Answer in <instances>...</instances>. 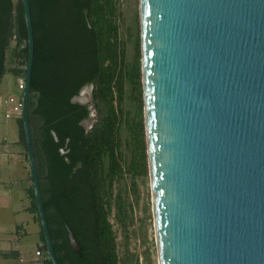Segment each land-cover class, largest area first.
Instances as JSON below:
<instances>
[{
  "label": "water",
  "instance_id": "1",
  "mask_svg": "<svg viewBox=\"0 0 264 264\" xmlns=\"http://www.w3.org/2000/svg\"><path fill=\"white\" fill-rule=\"evenodd\" d=\"M22 2V121L45 252L59 264L29 119L35 43ZM139 25L158 264H264V0H139Z\"/></svg>",
  "mask_w": 264,
  "mask_h": 264
},
{
  "label": "trees",
  "instance_id": "2",
  "mask_svg": "<svg viewBox=\"0 0 264 264\" xmlns=\"http://www.w3.org/2000/svg\"><path fill=\"white\" fill-rule=\"evenodd\" d=\"M29 3L35 43L29 119L56 258L59 264H133L129 252L119 253L111 219L128 230L134 222L131 193L139 178L149 176L138 13L129 24L122 0ZM9 49L19 61L12 74L24 78L22 0H0V85ZM90 85L97 120L87 129L89 104L74 98ZM18 124L28 160L22 116ZM30 196L41 225L33 184ZM67 226L80 252L72 248ZM41 238L44 262L52 264L43 230Z\"/></svg>",
  "mask_w": 264,
  "mask_h": 264
},
{
  "label": "crops",
  "instance_id": "3",
  "mask_svg": "<svg viewBox=\"0 0 264 264\" xmlns=\"http://www.w3.org/2000/svg\"><path fill=\"white\" fill-rule=\"evenodd\" d=\"M0 94V264H46L42 246V227L36 220L30 196V164L25 156L19 118L8 120ZM33 239L42 256L32 258L25 250Z\"/></svg>",
  "mask_w": 264,
  "mask_h": 264
},
{
  "label": "rangeland",
  "instance_id": "4",
  "mask_svg": "<svg viewBox=\"0 0 264 264\" xmlns=\"http://www.w3.org/2000/svg\"><path fill=\"white\" fill-rule=\"evenodd\" d=\"M122 3L128 23H132L136 11L138 13L137 21H139V0H122ZM14 43L13 41L12 45ZM18 62V59L12 54V50L9 49L6 61L7 71L0 85V94L3 96L12 97L18 96L21 93L19 90V81L23 78H18L12 74V70L18 65ZM92 91L93 88L90 86L84 90L79 99L75 98V101L78 100L92 104V116L89 120L84 122L87 129H91L97 120V112L95 106H93ZM130 200L134 207V222L129 226L128 230L125 232L123 228L116 223L114 217L111 219L118 235L119 253L121 257H123L129 252L133 258V264L136 262L135 259H138L140 264H158L149 176L138 179L137 192L131 193ZM36 249L33 239L31 237L27 239L25 250L32 258L36 257ZM132 255H134V257Z\"/></svg>",
  "mask_w": 264,
  "mask_h": 264
},
{
  "label": "built area",
  "instance_id": "5",
  "mask_svg": "<svg viewBox=\"0 0 264 264\" xmlns=\"http://www.w3.org/2000/svg\"><path fill=\"white\" fill-rule=\"evenodd\" d=\"M20 94L18 96L8 97L4 100V107L7 109L5 116L7 119L20 118L22 116V93L24 90V78L19 81ZM37 256H42L40 250L37 251Z\"/></svg>",
  "mask_w": 264,
  "mask_h": 264
},
{
  "label": "flooded vegetation",
  "instance_id": "6",
  "mask_svg": "<svg viewBox=\"0 0 264 264\" xmlns=\"http://www.w3.org/2000/svg\"><path fill=\"white\" fill-rule=\"evenodd\" d=\"M90 86L93 88L92 85H90ZM90 86H85V87L82 89V92L80 93V95H79V96H76L75 98H76V99H79V97L82 96V93L84 92V90H85L86 88L90 87ZM75 98H74V101H75ZM77 101H78V100H77ZM77 101H76V102H77ZM78 102L83 103V104H89V103H84V102H81V101H78ZM93 106H94V105H93ZM91 107H92V104H89V109H90V111H91V112H90V115H89V119H90L91 116H92V115H91V114H92V108H91ZM89 119H88V120H89ZM86 121H87V120H86Z\"/></svg>",
  "mask_w": 264,
  "mask_h": 264
}]
</instances>
